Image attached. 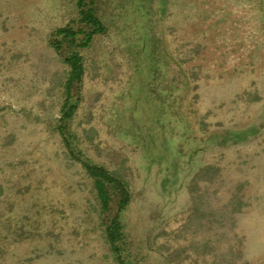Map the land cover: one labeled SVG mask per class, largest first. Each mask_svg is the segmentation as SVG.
Listing matches in <instances>:
<instances>
[{
  "label": "rangeland",
  "instance_id": "374dc122",
  "mask_svg": "<svg viewBox=\"0 0 264 264\" xmlns=\"http://www.w3.org/2000/svg\"><path fill=\"white\" fill-rule=\"evenodd\" d=\"M84 2L0 0V264H117L84 159L128 264H264V0Z\"/></svg>",
  "mask_w": 264,
  "mask_h": 264
},
{
  "label": "trees",
  "instance_id": "16d2710c",
  "mask_svg": "<svg viewBox=\"0 0 264 264\" xmlns=\"http://www.w3.org/2000/svg\"><path fill=\"white\" fill-rule=\"evenodd\" d=\"M79 7V13L81 19L90 23L93 27L88 31L78 28L77 30L61 29L64 35H70L71 41L76 33H84V40L82 45H86L92 38L93 34L101 28V23L98 17L93 13L90 7H86L84 0H77ZM80 56L78 53L69 54L66 61L70 65V73L67 78V89L73 84V82L79 79L82 71V65L80 62ZM83 165L87 173L93 180V187L96 192V197L99 201L100 211L105 221V234L112 249L117 255V264H128L120 252V242L122 240V224L119 219V213L125 207L130 200V190L127 182L120 177L117 173L109 171L102 165L87 162L83 160Z\"/></svg>",
  "mask_w": 264,
  "mask_h": 264
}]
</instances>
